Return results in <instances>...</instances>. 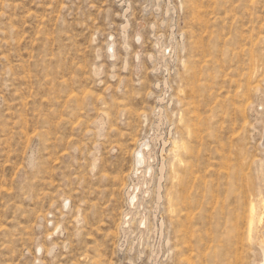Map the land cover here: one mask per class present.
<instances>
[{
	"label": "rangeland",
	"instance_id": "rangeland-1",
	"mask_svg": "<svg viewBox=\"0 0 264 264\" xmlns=\"http://www.w3.org/2000/svg\"><path fill=\"white\" fill-rule=\"evenodd\" d=\"M259 232L264 0H0V264H261Z\"/></svg>",
	"mask_w": 264,
	"mask_h": 264
},
{
	"label": "bare ground",
	"instance_id": "bare-ground-1",
	"mask_svg": "<svg viewBox=\"0 0 264 264\" xmlns=\"http://www.w3.org/2000/svg\"><path fill=\"white\" fill-rule=\"evenodd\" d=\"M148 145V144H147ZM139 154H140V157L142 158V159H144L145 158V149L142 147L140 150H139ZM149 154V153H148ZM141 161V160H140ZM129 191V190H128ZM129 199V198H128ZM250 221H249V223H250V225L252 226V224L257 220V216H256V213H255V210H254V206H252L251 208H250ZM257 222H258V220H257ZM249 228V227H248ZM249 231H250V229H248ZM248 232V231H247ZM250 233V232H249ZM141 235V234H140ZM249 235V234H248ZM247 238H248V236H247ZM252 239V238H251ZM250 239V240H251ZM248 240V239H247ZM255 242H257L258 244H259V246H260V249H261V264H264V233H261V232H259L258 233V235H256V237H255Z\"/></svg>",
	"mask_w": 264,
	"mask_h": 264
}]
</instances>
